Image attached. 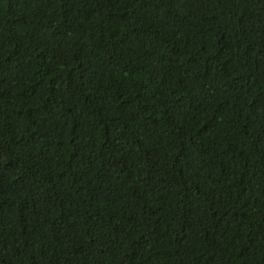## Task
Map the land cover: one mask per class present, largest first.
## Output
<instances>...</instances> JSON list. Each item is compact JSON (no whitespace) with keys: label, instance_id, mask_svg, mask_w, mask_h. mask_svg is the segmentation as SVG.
I'll list each match as a JSON object with an SVG mask.
<instances>
[{"label":"trees","instance_id":"obj_1","mask_svg":"<svg viewBox=\"0 0 264 264\" xmlns=\"http://www.w3.org/2000/svg\"><path fill=\"white\" fill-rule=\"evenodd\" d=\"M0 264H264V0H0Z\"/></svg>","mask_w":264,"mask_h":264}]
</instances>
